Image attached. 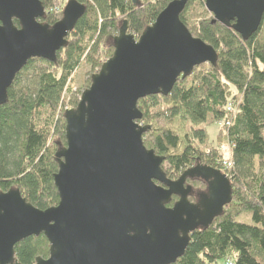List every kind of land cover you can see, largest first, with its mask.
Listing matches in <instances>:
<instances>
[{
	"label": "water",
	"instance_id": "95a60500",
	"mask_svg": "<svg viewBox=\"0 0 264 264\" xmlns=\"http://www.w3.org/2000/svg\"><path fill=\"white\" fill-rule=\"evenodd\" d=\"M187 2L170 1L138 37L122 21L112 56L92 74L77 106L64 112L66 145L53 177L58 203L42 210L18 190L0 192V264H20L14 245L39 234L49 243V255L35 264H171L184 254L189 233L208 225L231 201L229 178L203 166L206 189L191 202L184 184L197 168L168 180L164 157L143 144L148 127L137 123L139 99L170 93L179 77L217 59L215 49L180 20ZM204 5L213 22L244 40L264 14V0ZM84 12L83 3L68 0L62 17L49 25L40 22L41 0H0V106L29 59L55 60ZM175 194L178 199L166 206Z\"/></svg>",
	"mask_w": 264,
	"mask_h": 264
},
{
	"label": "trees",
	"instance_id": "16d2710c",
	"mask_svg": "<svg viewBox=\"0 0 264 264\" xmlns=\"http://www.w3.org/2000/svg\"><path fill=\"white\" fill-rule=\"evenodd\" d=\"M59 1L41 0L45 13L40 22L53 25L62 17L68 0ZM77 1L85 5V12L55 60L29 59L0 106V192L18 190L42 210L59 201L53 177L59 151L66 145L62 105L73 84L70 76L82 63L94 70L102 64L98 61L101 54L112 56V39L123 20L128 32L139 36L172 0ZM179 18L193 37L215 49L217 59L179 77L170 93L137 101L141 114L137 123L148 127L142 141L146 149L164 157L161 168L170 181L197 164L220 170L230 180L231 201L208 225L189 233L184 254L171 264H218L222 259L233 264H264V14L256 32L246 40L213 22L204 0H188ZM94 73L89 74L83 90ZM230 99L238 111L231 124L224 126L221 122L229 119L225 108ZM77 103L73 101L72 108ZM208 121L221 124L217 137L222 132L227 136L230 168L216 163V148L209 155L202 149L210 144L205 129ZM181 122L187 123L186 130ZM186 183H199L206 189L205 182L191 177ZM176 200L172 196L167 206ZM243 215L250 222L238 219ZM49 247L43 234L29 236L14 245V258L20 264H35L36 258L48 257Z\"/></svg>",
	"mask_w": 264,
	"mask_h": 264
},
{
	"label": "rangeland",
	"instance_id": "374dc122",
	"mask_svg": "<svg viewBox=\"0 0 264 264\" xmlns=\"http://www.w3.org/2000/svg\"><path fill=\"white\" fill-rule=\"evenodd\" d=\"M67 0H61L59 2H65ZM196 16L192 17V21H195ZM117 35V34H116ZM138 37V36H136ZM108 58L106 57V55L101 54V56L98 58V61L100 63H103L107 60ZM99 70L98 69H94V70H89V68L84 64H80V66L76 69V71L70 76V79H73V84H71L68 88V91L66 92V95L64 96L63 99V108H72V103L73 101H78L80 98V95L83 91V89L85 88V83L87 78L89 77V74L92 72H97ZM233 92H235L234 89H232ZM63 111V110H62ZM182 125V127L186 130L188 125L186 122H181L180 123ZM221 126L220 123L217 122H211L208 121L205 125V129H206V134H207V140L210 142L209 145L202 147L204 153L206 154H210L213 147L216 148L215 152H216V158L220 160L223 159H227L230 156V144L229 141L227 139V136L225 135L224 132L221 133L220 136L217 137V133L219 131V127ZM220 166L223 167V164L220 163ZM194 185H196V187L204 190L205 187L200 185L199 183H194ZM205 191V190H204ZM189 199V198H188ZM190 201H192V199H189ZM169 203L166 204V206ZM239 220H243L245 222H250L248 215H243L240 216L238 218ZM218 264H226V260H220L218 261Z\"/></svg>",
	"mask_w": 264,
	"mask_h": 264
},
{
	"label": "built area",
	"instance_id": "2783aa9c",
	"mask_svg": "<svg viewBox=\"0 0 264 264\" xmlns=\"http://www.w3.org/2000/svg\"><path fill=\"white\" fill-rule=\"evenodd\" d=\"M237 108H238L237 104L234 103L233 100H231V99L228 100L225 110H226V115L229 117V119L224 120V121L221 122L222 124H224V126H229L231 124V120H232L231 118H233L235 116V114L237 113V111H238ZM68 109H71V108H65V110H68ZM230 156H231V154H230ZM230 156H229V158L223 159V160H220V158L216 159V163L217 164L222 163L223 164V168H230L232 166V162H231V157ZM226 264H233V263H232L231 260H227Z\"/></svg>",
	"mask_w": 264,
	"mask_h": 264
},
{
	"label": "flooded vegetation",
	"instance_id": "af4514ba",
	"mask_svg": "<svg viewBox=\"0 0 264 264\" xmlns=\"http://www.w3.org/2000/svg\"><path fill=\"white\" fill-rule=\"evenodd\" d=\"M203 166L204 165H202V164H197V165L192 166V167H196L197 168L196 171L193 174V179H195L196 182H199V181L200 182H204L202 177H201V176H203L202 173L204 172L203 171ZM186 180H189V178H187ZM157 184L166 187L161 182H157ZM184 186L185 187H188V186L190 187L189 188V196H188V198L193 196V200L191 202H196L197 201V197H201V193L200 192H202V191H197L199 188H197L196 186H193V185H191L189 183L187 184L186 181H185ZM173 196H177V199H178V195L177 194H175ZM168 207H172V206H168Z\"/></svg>",
	"mask_w": 264,
	"mask_h": 264
}]
</instances>
